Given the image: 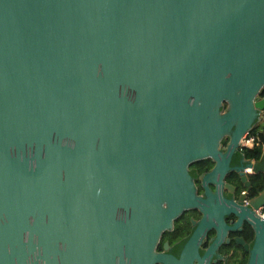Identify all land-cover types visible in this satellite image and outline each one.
<instances>
[{"label": "water", "instance_id": "obj_1", "mask_svg": "<svg viewBox=\"0 0 264 264\" xmlns=\"http://www.w3.org/2000/svg\"><path fill=\"white\" fill-rule=\"evenodd\" d=\"M257 127L243 181L264 170V0H0V264L168 262L161 232L214 214L206 183Z\"/></svg>", "mask_w": 264, "mask_h": 264}, {"label": "flooded vegetation", "instance_id": "obj_2", "mask_svg": "<svg viewBox=\"0 0 264 264\" xmlns=\"http://www.w3.org/2000/svg\"><path fill=\"white\" fill-rule=\"evenodd\" d=\"M227 144L228 140L225 145L221 144L223 152ZM246 151L233 154L230 168L220 184L206 183L211 195L217 192L214 200L209 199L217 207L214 214H204L200 207H193L185 208L174 217L154 247L157 255L169 260H158L154 264H249L257 242V228H264V170L252 171L242 180L238 168ZM203 160L211 164H199ZM203 160L191 163L188 172L196 195L204 201L208 196L202 180L215 163L211 159Z\"/></svg>", "mask_w": 264, "mask_h": 264}, {"label": "trees", "instance_id": "obj_3", "mask_svg": "<svg viewBox=\"0 0 264 264\" xmlns=\"http://www.w3.org/2000/svg\"><path fill=\"white\" fill-rule=\"evenodd\" d=\"M257 131H258V129H254V130H252L251 133L253 135H256ZM226 143H227L226 139L222 140V142H221L222 145H225ZM246 152H247L246 153V158H248V159H256L257 160V159L260 158V156L262 154V149H261V146H258V147H255L253 149H249ZM199 164H201V165H203V164L204 165H210L211 162L209 160H203V161H200Z\"/></svg>", "mask_w": 264, "mask_h": 264}, {"label": "built area", "instance_id": "obj_4", "mask_svg": "<svg viewBox=\"0 0 264 264\" xmlns=\"http://www.w3.org/2000/svg\"><path fill=\"white\" fill-rule=\"evenodd\" d=\"M251 132H249L248 134L245 135V137L243 138L242 142H245V143H248V144L253 143L255 146H260L261 142L259 141V139L257 137V134L253 135ZM245 173H247V174L252 173V169H251V171H245Z\"/></svg>", "mask_w": 264, "mask_h": 264}]
</instances>
